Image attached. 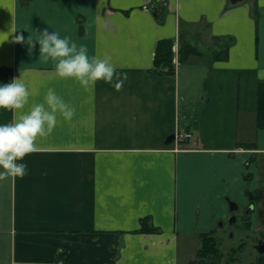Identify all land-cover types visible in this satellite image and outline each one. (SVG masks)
I'll use <instances>...</instances> for the list:
<instances>
[{"label": "crops", "instance_id": "crops-1", "mask_svg": "<svg viewBox=\"0 0 264 264\" xmlns=\"http://www.w3.org/2000/svg\"><path fill=\"white\" fill-rule=\"evenodd\" d=\"M45 28L110 56L122 88L56 77L38 44L12 42ZM18 77L23 111L51 88L75 115L0 180V264H187L236 205L264 224V0H0V84ZM178 131L192 136L165 142Z\"/></svg>", "mask_w": 264, "mask_h": 264}, {"label": "clouds", "instance_id": "clouds-1", "mask_svg": "<svg viewBox=\"0 0 264 264\" xmlns=\"http://www.w3.org/2000/svg\"><path fill=\"white\" fill-rule=\"evenodd\" d=\"M12 42L26 44L29 52L38 44L43 60L54 62L56 77L72 79L85 89L103 80L120 90L127 79L126 73L117 72L110 56L89 57L87 46H78L70 37H61L58 32L47 28L36 33L35 39L31 35L25 38L23 33H18L13 36ZM30 95L21 77L0 84V109L14 113L10 122L0 124V180L27 175V165L21 161L37 151V140L53 131L58 114L69 121L75 115V108L51 88L47 90L44 102L33 103L28 111H23Z\"/></svg>", "mask_w": 264, "mask_h": 264}, {"label": "trees", "instance_id": "trees-1", "mask_svg": "<svg viewBox=\"0 0 264 264\" xmlns=\"http://www.w3.org/2000/svg\"><path fill=\"white\" fill-rule=\"evenodd\" d=\"M172 40L171 39H162L159 40L156 46V52H155V57H154V66L159 67L163 65L164 67H167L168 72H173L174 69L171 66V61H172ZM226 51V48H224ZM257 103H258V108H257V123L258 126H263L264 124V81L259 82L258 84V92H257ZM143 224L144 221H143ZM146 226V225H145ZM142 226L140 228V231H153L155 228L153 227H148V226ZM202 242H201V247L197 253V258H207V263L206 264H213L212 259L214 258H219L221 252H219V247L217 244L216 238L209 234L205 233L201 237ZM65 259V257H64ZM225 263L224 264H232L234 258L232 255V252L228 253V256H226ZM196 260V259H194ZM189 261L187 264H194L193 261ZM209 262V263H208ZM264 263V261H263Z\"/></svg>", "mask_w": 264, "mask_h": 264}, {"label": "flooded vegetation", "instance_id": "flooded-vegetation-1", "mask_svg": "<svg viewBox=\"0 0 264 264\" xmlns=\"http://www.w3.org/2000/svg\"><path fill=\"white\" fill-rule=\"evenodd\" d=\"M251 204L240 207L239 205H236L234 216L231 218L232 224L230 225L231 228H233V237L235 236L236 239V224H238V220H241L242 223V229L237 230L240 241L229 247L228 253L232 252L233 255V264H238L242 258L244 257V253L247 250V247H249L251 250L246 251V254H250L254 257V260L251 262V264H264V224L257 225L256 223L252 221V212L254 211L252 207H250ZM263 215V214H262ZM264 216V215H263ZM263 226V227H261ZM254 233L253 235L248 236L247 232ZM243 231H247L246 233ZM256 231V232H255ZM245 235V236H244ZM254 250V251H253ZM253 252V253H252ZM228 256V254H227Z\"/></svg>", "mask_w": 264, "mask_h": 264}, {"label": "rangeland", "instance_id": "rangeland-1", "mask_svg": "<svg viewBox=\"0 0 264 264\" xmlns=\"http://www.w3.org/2000/svg\"><path fill=\"white\" fill-rule=\"evenodd\" d=\"M178 144H180V147H181L183 142L179 141ZM260 213H262V211ZM228 224H229L228 222H225V224H224L225 227L223 228V231L219 235V241L217 242L218 247H219V252H221V255H220L221 257H220V259L219 258H217V259L213 258L212 259L213 264H224L225 263L224 258H226L227 254H228L229 247H231L235 241H236V243H238L240 241V237H239L240 231L238 234L237 230L242 229L241 220L239 219L238 224H236V239H235V236L233 237V230H232L233 228L228 226ZM243 232L246 233L247 231H243ZM247 233H248L247 237L254 234V233H252V230H251V232H247ZM249 250H251V249L249 247H247L246 251H249ZM246 251L244 253L245 254L244 257L242 258V260L238 264H251V262L254 260L255 256H253V254L252 255H250L248 253L246 254ZM193 263L194 264H206L207 258L206 257H204V258L198 257V258H196V260L193 261Z\"/></svg>", "mask_w": 264, "mask_h": 264}, {"label": "built area", "instance_id": "built-area-1", "mask_svg": "<svg viewBox=\"0 0 264 264\" xmlns=\"http://www.w3.org/2000/svg\"><path fill=\"white\" fill-rule=\"evenodd\" d=\"M175 137H176V139H178V140H183V139H189L190 137H191V133L190 132H177V133H175Z\"/></svg>", "mask_w": 264, "mask_h": 264}, {"label": "water", "instance_id": "water-1", "mask_svg": "<svg viewBox=\"0 0 264 264\" xmlns=\"http://www.w3.org/2000/svg\"><path fill=\"white\" fill-rule=\"evenodd\" d=\"M238 1H241V0H236V2H238ZM173 138H174V135L171 134L170 136H168V137L166 138V141H165V142H170V141L173 140Z\"/></svg>", "mask_w": 264, "mask_h": 264}]
</instances>
